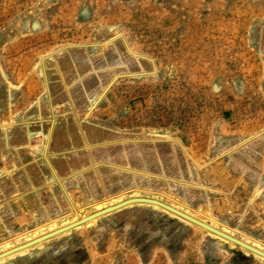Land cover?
Returning a JSON list of instances; mask_svg holds the SVG:
<instances>
[{
	"label": "rangeland",
	"instance_id": "rangeland-1",
	"mask_svg": "<svg viewBox=\"0 0 264 264\" xmlns=\"http://www.w3.org/2000/svg\"><path fill=\"white\" fill-rule=\"evenodd\" d=\"M132 191L264 246V0H0V264H264L150 202L4 254Z\"/></svg>",
	"mask_w": 264,
	"mask_h": 264
},
{
	"label": "bare ground",
	"instance_id": "bare-ground-1",
	"mask_svg": "<svg viewBox=\"0 0 264 264\" xmlns=\"http://www.w3.org/2000/svg\"><path fill=\"white\" fill-rule=\"evenodd\" d=\"M133 190V189H132ZM137 191V190H136ZM133 192V191H132ZM134 193H136L135 191L132 193L133 195H134ZM131 195L130 197H128V200H123V201H118V203L116 202H113V201H116L115 199H116V197H120L121 195H117V196H115V197H110V198H108L107 200L110 202V204L107 206V207H105V208H102V206H103V203L105 202V200H103V201H99V202H97V203H95V207H96V211L94 212V213H92V214H88V215H83V216H81V217H79L80 215H79V213H77L76 214V216L75 217H79V218H75L74 220H70V221H67V220H61V222L58 224L57 223V218L56 219H50V220H48L45 224H43V225H39V226H36V227H34L32 230H31V234H32V237H34V240L32 241V240H30L31 238L29 237V235L28 234H24V233H22V234H24L23 235V238L25 239V241L27 242V243H25V244H23V245H20L19 247H17V248H15V249H10V250H8L7 252H5L4 254H7V255H11V253L12 252H15V251H18L20 254H23V253H25V251L27 250L26 248H27V246H30V245H33V244H35V243H37V242H41V241H43V240H45V239H47V238H50V237H54V236H56L57 235V233H59V232H61V231H65V230H68V229H70V228H72V227H74V228H78V227H80L81 225H85L86 227H91V226H95V222L100 218V217H102L103 216V214L104 213H107V212H110V211H115V210H119L120 208H122L123 206H126V205H128V204H133V203H135V202H150V201H147V200H153V202H150V204H152L155 208H160L162 211H164L165 213H170V214H173L174 216H176L178 219H180L181 221H184V222H188V223H190V224H194V222H192V221H190V220H188V219H186L183 215H180L179 213H177V212H181V213H184L185 211H182L181 209H179L177 206L175 207V206H171V205H167L168 207H164V206H161V205H159L158 203L160 202V201H157V199H149V198H142V197H137L136 195ZM113 202V203H112ZM163 204H165V203H163ZM170 207V208H169ZM172 208V209H171ZM177 211V212H176ZM27 213V212H26ZM137 214V213H136ZM186 216H189V217H193V218H195L194 217V215L193 214H189V213H187V212H185L184 213ZM135 216V215H134ZM64 217V216H63ZM200 217H203V218H205V219H208L210 222H211V224L210 225H208V224H206L205 222H201V223H203L204 225H207L208 227H210V228H213V229H215V230H217L216 229V226H219L221 229V233H223V234H226V235H228V236H230V235H232V233L233 232H235V231H233V229H231L229 226H227V225H225V224H223V223H220V222H218L216 219H214V218H212V217H210V216H208V215H206V214H200ZM124 219V218H123ZM60 220V219H59ZM204 221V220H203ZM44 227L47 229V233L45 234V236L42 234V231H43V229H44ZM85 227V228H86ZM79 229V228H78ZM207 229V228H206ZM209 231V230H208ZM66 232V231H65ZM213 234H214V236H216V237H218V238H220V239H222V240H225V241H228L227 239V237H225V236H222V235H220V234H217V233H214V232H212ZM211 232H210V234H212ZM21 234V235H22ZM42 234V235H41ZM21 235H19V236H21ZM44 236V237H43ZM38 237V238H37ZM232 237V236H231ZM35 238H37V239H35ZM97 238V237H96ZM246 238V237H245ZM245 240H247V239H244V241ZM135 241V240H134ZM167 241V240H166ZM241 242H243V241H241ZM247 241H245L244 243H246ZM253 247L254 248H257V249H259V250H261L262 251V249H263V244H261L260 242H258V241H254L253 243ZM5 245V244H4ZM3 245V246H4ZM250 245V244H249ZM9 246V245H8ZM252 246V245H251ZM4 248H7V246L6 247H3V249ZM78 250V249H77ZM250 252H252L253 254H255V255H257V256H261V255H259V254H257V253H255V252H253V251H251V250H249ZM3 254V255H4ZM50 257H52V256H50ZM261 257H263V256H261ZM1 258V257H0ZM264 258V257H263ZM42 261V260H41Z\"/></svg>",
	"mask_w": 264,
	"mask_h": 264
},
{
	"label": "water",
	"instance_id": "water-1",
	"mask_svg": "<svg viewBox=\"0 0 264 264\" xmlns=\"http://www.w3.org/2000/svg\"><path fill=\"white\" fill-rule=\"evenodd\" d=\"M147 201L153 202V200H147ZM158 204L161 205V206H164V207H168L166 204H163V203H161V202H159ZM169 208H170V207H169ZM171 209H172V208H171ZM176 212H177V211H176ZM177 213H179L180 215H183L186 219H188V220L194 222V224L196 223V224H198V225H200V226H203V227L207 228V229H208L209 231H211V232H214V233L220 234V235H222V236H225V237L228 238V240H231V241H233V242H236L237 244H239V245H241V246L247 248L248 250H251V251H253V252H255V253H257V254H259V255H261V256L264 257V252H263V251H261V250H259V249H257V248H254L253 246H251V245H249V244H247V243L241 242L240 240L236 239V237L233 238V237H231V236H228V235H226V234H223V233H221V232L218 231V230H215V229H213V228L208 227L207 225H204L203 223H201L200 221H198V220H196V219H194V218H191V217H189V216H186L184 213H181V212H177Z\"/></svg>",
	"mask_w": 264,
	"mask_h": 264
},
{
	"label": "crops",
	"instance_id": "crops-1",
	"mask_svg": "<svg viewBox=\"0 0 264 264\" xmlns=\"http://www.w3.org/2000/svg\"><path fill=\"white\" fill-rule=\"evenodd\" d=\"M143 213L146 214V215H151L153 213H150V211H147V210H143ZM150 213V214H149ZM154 216H157L155 214H153ZM153 215H151L153 217ZM124 216V215H123ZM124 217H120V219H123ZM125 219V218H124ZM154 228L158 229L159 228V225H157V223H153L152 225ZM146 232V227L142 226L140 228H137L134 230L133 232V236H135V238H140L142 237V234ZM171 235V234H169ZM173 236V235H172Z\"/></svg>",
	"mask_w": 264,
	"mask_h": 264
}]
</instances>
